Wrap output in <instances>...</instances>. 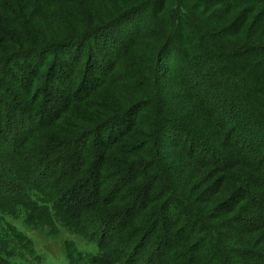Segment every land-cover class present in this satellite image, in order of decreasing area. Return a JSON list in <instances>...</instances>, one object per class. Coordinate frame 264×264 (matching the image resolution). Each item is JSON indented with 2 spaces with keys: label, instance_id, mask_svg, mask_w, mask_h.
<instances>
[{
  "label": "trees",
  "instance_id": "obj_1",
  "mask_svg": "<svg viewBox=\"0 0 264 264\" xmlns=\"http://www.w3.org/2000/svg\"><path fill=\"white\" fill-rule=\"evenodd\" d=\"M6 217L68 264H264V0H0V264L38 259Z\"/></svg>",
  "mask_w": 264,
  "mask_h": 264
},
{
  "label": "rangeland",
  "instance_id": "obj_2",
  "mask_svg": "<svg viewBox=\"0 0 264 264\" xmlns=\"http://www.w3.org/2000/svg\"><path fill=\"white\" fill-rule=\"evenodd\" d=\"M6 222L14 226L19 232L33 243L34 253L38 259L28 257V262L14 261L19 264H68L64 243L72 242L76 249L83 253L95 255L97 247L93 243H87L80 236L61 230L58 236H49L47 231H34L26 226L23 219L6 217Z\"/></svg>",
  "mask_w": 264,
  "mask_h": 264
}]
</instances>
